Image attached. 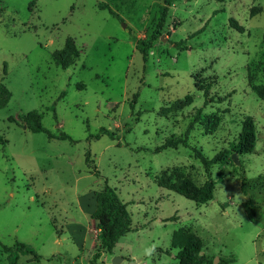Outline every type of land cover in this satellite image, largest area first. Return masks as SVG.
Instances as JSON below:
<instances>
[{
  "label": "rangeland",
  "instance_id": "rangeland-1",
  "mask_svg": "<svg viewBox=\"0 0 264 264\" xmlns=\"http://www.w3.org/2000/svg\"><path fill=\"white\" fill-rule=\"evenodd\" d=\"M163 6L0 0V84L12 95L0 109V264H10L4 246L17 241L41 256L21 255L20 264H90L101 240L96 192L106 184L126 204L133 231L97 264H179L178 230L201 237L207 259L264 264V101L251 89L264 83V0H176L157 33ZM254 7L261 12L252 15ZM69 37L79 56L62 68L52 54L71 59ZM182 39L187 49L177 48ZM33 110L49 132L73 141L26 128L21 117ZM247 116L256 148L236 163ZM191 123L187 147L157 150ZM102 128L117 138L93 137ZM194 147L209 159L225 151L211 167L214 199L204 205L156 179L179 171L201 186L207 175Z\"/></svg>",
  "mask_w": 264,
  "mask_h": 264
},
{
  "label": "trees",
  "instance_id": "trees-1",
  "mask_svg": "<svg viewBox=\"0 0 264 264\" xmlns=\"http://www.w3.org/2000/svg\"><path fill=\"white\" fill-rule=\"evenodd\" d=\"M218 2H226L227 0H217ZM176 2V0H164V6L159 16L158 28L156 29L157 33H160V29L166 23L169 8ZM99 9L108 10L111 15L119 17V15L112 10L110 5L107 3L100 2L98 4ZM261 12L260 8L254 7L251 11L252 15ZM231 27L244 32L245 29L242 25L238 23L236 19L230 20ZM264 42V39H263ZM68 46L72 49L73 57L69 59L65 55V50H56L53 54V60L57 66L62 68H68L74 63V59L79 56L78 50L74 44V40L69 37L67 39ZM177 48L183 50L187 49L186 39H182L179 42L175 43ZM145 52V51H144ZM264 66V62H263ZM252 91L264 101V83L263 84H254L251 86ZM11 93L4 84H0V109L6 107L11 99ZM200 109L197 111L196 118H200ZM22 120L25 124V127L34 133L46 132L49 134L50 138H58L62 140L73 139L62 133L60 135H55L49 132L43 125L42 114L33 110L24 115H22ZM11 121H15L14 118H10ZM193 128V124H189L184 134L179 137H171L158 147V151L166 149H178L180 146L187 147L188 140ZM256 123L252 116H247L242 122V128L239 133V138L237 143L233 147V151L238 155H248L252 154L256 148ZM102 134H105L113 139H116L117 136L114 133H110L105 128H102L99 134L93 136L96 139H99ZM0 140H2L0 136ZM193 151L197 159L203 165L204 171L207 175L206 181L198 186L194 181L185 174H181L179 171L164 172L158 176L157 183L159 187L166 190L176 192L185 198L196 202L198 205H204L209 203L214 199V191L216 182L212 179L211 176V167L214 164H218L223 161L225 156V151L217 153L212 158H207L204 156L203 152L194 147ZM85 160L88 164L90 161V151H87L85 154ZM243 191L245 192L244 187ZM251 209L253 212L256 211V205L253 204L252 200H249ZM93 218L98 220L99 229L101 231V240L100 246L93 256L90 264H97V260L100 258L103 252L110 253L121 237L127 233L133 231L132 227V218L127 210L126 204L119 198L116 189L106 184L104 188L96 192V204L95 210L92 214ZM172 247L177 248L178 252L176 254V259L179 261V264H198L200 261L204 264H213V260L207 259L202 255L204 243L201 237L198 235L184 230H178L173 234ZM4 251L9 254L10 264H20L19 258L21 255L28 256V262L40 261L41 256L36 252V250L27 243L17 241L12 247L4 246ZM237 260L234 257H221L220 264H236Z\"/></svg>",
  "mask_w": 264,
  "mask_h": 264
},
{
  "label": "water",
  "instance_id": "water-1",
  "mask_svg": "<svg viewBox=\"0 0 264 264\" xmlns=\"http://www.w3.org/2000/svg\"><path fill=\"white\" fill-rule=\"evenodd\" d=\"M124 25H125V24H124ZM233 159H234V161H235L236 163L239 162V160H238V154H237V153H234V154H233ZM219 260H220V257H216V258H214V260H213V264H218ZM121 261H122V258H120V257H115L113 263H114V264H119Z\"/></svg>",
  "mask_w": 264,
  "mask_h": 264
},
{
  "label": "crops",
  "instance_id": "crops-1",
  "mask_svg": "<svg viewBox=\"0 0 264 264\" xmlns=\"http://www.w3.org/2000/svg\"><path fill=\"white\" fill-rule=\"evenodd\" d=\"M95 210V209H94Z\"/></svg>",
  "mask_w": 264,
  "mask_h": 264
}]
</instances>
